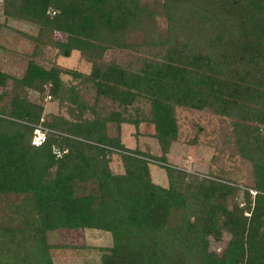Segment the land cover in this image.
I'll use <instances>...</instances> for the list:
<instances>
[{
    "label": "trees",
    "instance_id": "1",
    "mask_svg": "<svg viewBox=\"0 0 264 264\" xmlns=\"http://www.w3.org/2000/svg\"><path fill=\"white\" fill-rule=\"evenodd\" d=\"M3 13L38 28L28 36L33 55L52 44L64 57L86 56L91 74L75 76L92 83L97 100L127 107L148 97L162 162L178 137L177 107L232 118L239 154L253 165L255 193L170 167L169 187L155 184L139 157L151 156L106 133L108 123L132 120L100 116L65 88L63 70L30 60L21 78L0 72V198L8 210L0 264H53L47 236L61 229L110 232L113 246L102 248V264H264V0H3ZM110 49L134 51L137 61L107 64ZM21 89L69 105L70 117L46 116ZM39 125L49 131L35 145ZM116 150L120 175L109 166ZM226 236L221 254L210 250L211 238Z\"/></svg>",
    "mask_w": 264,
    "mask_h": 264
},
{
    "label": "rangeland",
    "instance_id": "2",
    "mask_svg": "<svg viewBox=\"0 0 264 264\" xmlns=\"http://www.w3.org/2000/svg\"><path fill=\"white\" fill-rule=\"evenodd\" d=\"M150 2V0H146ZM161 30L166 28L164 18L158 17ZM38 28L28 22L6 17L3 13V0H0V72L21 78L30 60H34L45 69L53 66L63 70L62 80L66 89L78 91L81 100L93 106L102 117L114 113L122 118L132 120L118 124L106 125V133L111 138L120 136L126 149L139 150L151 157H143L148 162L152 181L163 187H169L167 168L185 173L187 177H196L199 181L205 178H224L238 184L242 190H252L254 185L253 165L244 159L237 146V135L234 121L230 117L219 115L212 109L196 110L188 107H177L178 137L170 145L165 155L166 162L160 161L164 156L157 139L155 125L149 121L151 101L148 97H139L133 105L123 107L111 98L101 97L97 100L96 90L91 82H85L83 76H89L93 63L79 51L72 52L70 57L60 54L52 44L42 46L33 55L35 42L28 38L38 35ZM65 40L61 34H55L54 40ZM140 54H145V51ZM137 53L126 49H110L102 59L107 64L131 66L137 61ZM83 75L76 77L75 74ZM3 89H0L2 92ZM8 98L12 92V81L7 85ZM20 94L33 103L44 106V114L66 115L68 106L61 105L58 100L46 99L40 93L21 89ZM24 94V95H23ZM70 117V116H69ZM68 117V118H69ZM90 115H87V118ZM138 121V124L135 123ZM110 170L114 175L125 173L122 155L119 150L110 156ZM0 198V224L7 220L8 210H4ZM229 241L226 236L222 241L210 239V250L221 254ZM47 242L51 245L50 254L53 264H102V248L113 246L110 232L98 229H61L50 232Z\"/></svg>",
    "mask_w": 264,
    "mask_h": 264
},
{
    "label": "built area",
    "instance_id": "3",
    "mask_svg": "<svg viewBox=\"0 0 264 264\" xmlns=\"http://www.w3.org/2000/svg\"><path fill=\"white\" fill-rule=\"evenodd\" d=\"M46 99H51V96L48 95L46 97ZM48 128L44 127L43 125H39L36 126L35 131H34V138H33V143L35 145H41L43 144L46 139H47V132H48ZM59 156H61V154H59Z\"/></svg>",
    "mask_w": 264,
    "mask_h": 264
}]
</instances>
